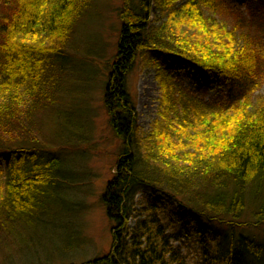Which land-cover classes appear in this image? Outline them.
<instances>
[{"label": "trees", "instance_id": "1", "mask_svg": "<svg viewBox=\"0 0 264 264\" xmlns=\"http://www.w3.org/2000/svg\"><path fill=\"white\" fill-rule=\"evenodd\" d=\"M94 1L0 0V236L7 240H22L64 212L56 188L66 169L52 150L65 140L60 131L41 135L40 120L54 112L65 50ZM217 2L121 0L103 97L121 143L101 196L111 241L106 253L81 264H187L156 213L160 204L145 199L144 217L133 219L142 190L174 202L184 230L185 218L199 225L202 264H264V242L242 234L264 223V203L252 200L264 191V97L254 96L264 81V0H238L246 11L230 12L238 30L218 21ZM154 10L166 15L156 29ZM164 60L178 73L221 82L225 99L189 92ZM136 63L154 69L159 90L147 132L126 89Z\"/></svg>", "mask_w": 264, "mask_h": 264}, {"label": "rangeland", "instance_id": "2", "mask_svg": "<svg viewBox=\"0 0 264 264\" xmlns=\"http://www.w3.org/2000/svg\"><path fill=\"white\" fill-rule=\"evenodd\" d=\"M120 4L121 0H95L93 7L79 20L65 50L66 60L61 64L59 75L63 77V87L57 89L54 112L41 115V135L49 136L60 131L65 140L61 143L56 141L52 150L66 169L67 177L56 188L57 199L64 212L51 220L52 225L40 224L31 234L25 231L22 240H7L0 236V264H81L109 250L112 223L107 219L101 196L113 175L121 143L108 123L103 97L110 63L117 49L120 30L117 10ZM180 4L182 1L177 3ZM216 4L223 8L220 16L206 8L204 12L216 15L219 22L238 30L230 12L240 10L245 13V7L238 0H218ZM165 21V14L158 10L152 12L151 27L156 29ZM164 63L189 92L207 102L225 99L227 88L221 82H203L185 72L178 73L166 60ZM126 89L135 103L138 124L147 132L157 118L159 90L154 69L143 68L136 63L126 75ZM254 96L264 97V81ZM3 167L0 160V183ZM256 197L252 196L253 202L264 203V191ZM145 199L162 206L156 209V213L171 233V242L179 248L186 263L202 264L205 247L197 232L199 226L185 218L188 226L184 230L185 225L174 217L181 213L174 207L175 203L167 201L160 193L145 190L135 197V221L146 213ZM170 219L174 223H170ZM218 226L210 224L215 231L224 230ZM242 234L264 242V223L256 230L246 228ZM211 238V234L206 236V242L214 248L215 241Z\"/></svg>", "mask_w": 264, "mask_h": 264}, {"label": "bare ground", "instance_id": "3", "mask_svg": "<svg viewBox=\"0 0 264 264\" xmlns=\"http://www.w3.org/2000/svg\"><path fill=\"white\" fill-rule=\"evenodd\" d=\"M188 220V219H187ZM189 221V220H188ZM189 222H192V221H189ZM193 223H195V222H193ZM187 226H188V222H187V224H186ZM197 226H199L198 224H196ZM200 230H202V231H204V230H206L205 228H203V227H200Z\"/></svg>", "mask_w": 264, "mask_h": 264}]
</instances>
